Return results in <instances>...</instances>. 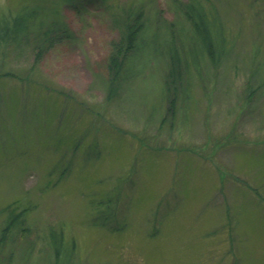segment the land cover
I'll list each match as a JSON object with an SVG mask.
<instances>
[{
    "label": "rangeland",
    "instance_id": "rangeland-1",
    "mask_svg": "<svg viewBox=\"0 0 264 264\" xmlns=\"http://www.w3.org/2000/svg\"><path fill=\"white\" fill-rule=\"evenodd\" d=\"M190 2L219 19L217 64L187 61ZM22 7L66 38L38 57L33 26L1 47L0 264H53L52 235L69 264H264V0H0V19ZM134 10L143 30L108 100ZM8 207L27 213L3 235Z\"/></svg>",
    "mask_w": 264,
    "mask_h": 264
},
{
    "label": "trees",
    "instance_id": "trees-1",
    "mask_svg": "<svg viewBox=\"0 0 264 264\" xmlns=\"http://www.w3.org/2000/svg\"><path fill=\"white\" fill-rule=\"evenodd\" d=\"M185 18L192 28V42L189 44V58L193 62H197L199 54L206 52L209 60L213 64L218 62V51L222 50L225 44V37L221 30V25L218 17L213 11H206L198 3L190 2L184 6L179 7ZM38 10L37 8L22 7L12 18L8 19L5 14H2L0 19V51L1 47L17 46L21 45L27 33L35 26L37 30L36 40L34 38V46L39 48L38 57L41 56V52L49 49L55 42L61 41L65 34L64 32L59 34V30L53 32V29L42 30L44 24L38 23ZM143 12L129 11L124 14V17L120 18L122 21L120 29L122 30V41L124 44H117L115 50L110 56V65L108 67V87H107V99H111L115 96L118 88V80L120 78L123 64L130 51L135 48V42L143 30V22L141 17ZM119 22V23H120ZM57 29V28H56ZM38 36V37H37ZM177 48H172L169 52V66L165 82V93L170 91V95L176 98L178 95V87L175 88V84L178 81V86L182 83L180 75V62L184 54H180L176 51ZM182 53V52H181ZM5 52H2V56ZM186 61V57H185ZM173 89V91L171 90ZM172 91V94H171ZM107 202H110L107 201ZM9 208V207H8ZM3 209L2 213L6 216V223L3 230L6 234L15 229L22 228L24 218L23 215L27 213V209H23L19 213L15 212V209ZM53 248H54V260L53 264H69L71 257L68 256L67 249L63 248L62 235H52ZM64 249V250H63ZM67 253V254H66Z\"/></svg>",
    "mask_w": 264,
    "mask_h": 264
}]
</instances>
